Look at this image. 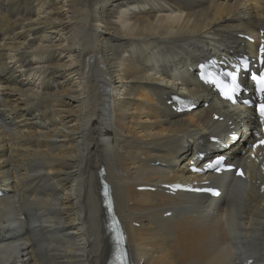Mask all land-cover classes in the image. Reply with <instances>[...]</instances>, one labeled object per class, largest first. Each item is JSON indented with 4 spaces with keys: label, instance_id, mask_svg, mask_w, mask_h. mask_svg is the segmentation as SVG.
Returning <instances> with one entry per match:
<instances>
[{
    "label": "bare ground",
    "instance_id": "6f19581e",
    "mask_svg": "<svg viewBox=\"0 0 264 264\" xmlns=\"http://www.w3.org/2000/svg\"><path fill=\"white\" fill-rule=\"evenodd\" d=\"M262 38L264 0H0V264H106L101 167L134 264H264L253 86L229 106L192 72ZM226 143L244 178L189 173Z\"/></svg>",
    "mask_w": 264,
    "mask_h": 264
},
{
    "label": "snow or ice",
    "instance_id": "6c2138e0",
    "mask_svg": "<svg viewBox=\"0 0 264 264\" xmlns=\"http://www.w3.org/2000/svg\"><path fill=\"white\" fill-rule=\"evenodd\" d=\"M261 52L264 53V48L261 49ZM262 63H264V60H262ZM227 75H231L230 73ZM258 79V83L260 84V92L262 94V99H264V76H261ZM233 80H235V76H233ZM234 90V89H233ZM259 113L262 119V122H264V104H261L259 106ZM259 146H264V140L260 141L258 145H255L254 147H259ZM240 175H243V173L241 172ZM218 195V193H215ZM118 242L123 245L124 243V237L123 234H119L118 236ZM119 264H127V256L126 253L123 252V250H121V252L118 254L117 257Z\"/></svg>",
    "mask_w": 264,
    "mask_h": 264
}]
</instances>
